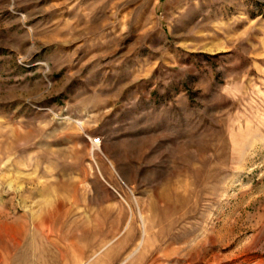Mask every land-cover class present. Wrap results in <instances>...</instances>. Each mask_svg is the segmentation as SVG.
I'll return each instance as SVG.
<instances>
[{"label": "rangeland", "instance_id": "rangeland-1", "mask_svg": "<svg viewBox=\"0 0 264 264\" xmlns=\"http://www.w3.org/2000/svg\"><path fill=\"white\" fill-rule=\"evenodd\" d=\"M0 264H264V0H0Z\"/></svg>", "mask_w": 264, "mask_h": 264}, {"label": "built area", "instance_id": "built-area-1", "mask_svg": "<svg viewBox=\"0 0 264 264\" xmlns=\"http://www.w3.org/2000/svg\"><path fill=\"white\" fill-rule=\"evenodd\" d=\"M96 142V141H95Z\"/></svg>", "mask_w": 264, "mask_h": 264}]
</instances>
